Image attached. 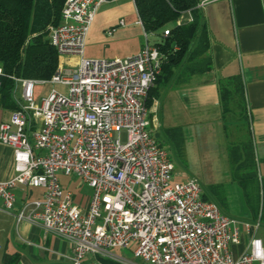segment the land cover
Segmentation results:
<instances>
[{
  "label": "built area",
  "instance_id": "1",
  "mask_svg": "<svg viewBox=\"0 0 264 264\" xmlns=\"http://www.w3.org/2000/svg\"><path fill=\"white\" fill-rule=\"evenodd\" d=\"M104 1L65 0L61 22L51 26L58 69L50 79H17L23 85L19 107L0 123V141L13 147L16 171L0 179L2 205L15 207L19 184L44 187L42 199L26 201L17 211L18 222L39 221L46 233L66 238L73 264H83L87 254L119 264H264L261 236L252 233L239 255L234 249L260 219L227 214L203 196L197 177L173 181L168 149L149 127L147 98L167 58L159 45L146 33L136 54L84 56ZM169 33L166 29L164 36ZM72 54L79 56L76 67L63 71L61 57ZM2 75L0 65V88ZM38 82L64 83L69 91L52 89L38 103ZM59 172L77 174L92 187L87 207L74 201ZM116 247H131L139 260L113 251Z\"/></svg>",
  "mask_w": 264,
  "mask_h": 264
},
{
  "label": "crops",
  "instance_id": "2",
  "mask_svg": "<svg viewBox=\"0 0 264 264\" xmlns=\"http://www.w3.org/2000/svg\"><path fill=\"white\" fill-rule=\"evenodd\" d=\"M199 2L196 8L201 17V24L207 29L209 41L206 51L195 57L186 55L173 66L171 72L167 71L159 82H155L151 91L153 101L149 106V119L150 114L153 115L150 124L151 121L157 124L159 119L156 112L161 108L176 115L174 121L177 123L175 127L179 134L168 130L170 140L176 147L181 141L184 142V135L188 138L187 133L192 138L195 137L193 131L201 130L200 125L205 123L219 134L223 132L231 164V182L213 184L209 187L210 193L203 191V194L216 201L217 190L225 203L243 201L248 209L246 219L257 221L260 218H253V214H250L252 211L244 189L235 178L230 146L240 142L244 129L249 127L258 160L259 176L264 177V0ZM191 16L193 18L192 10H185L177 19V23L191 21ZM121 19L124 20L123 23L120 22ZM140 19L135 0L104 1L99 6L88 32L84 56L116 58L136 54L146 41V33L148 38L150 33L157 34L148 32ZM110 29H113L112 32H109ZM157 35L154 43L166 37L164 33ZM196 43L195 40L192 48ZM207 62H210L208 68ZM233 77L242 79L248 123L235 112L224 116L221 87ZM17 84L13 95L19 104L21 98L16 93ZM14 110L15 107L5 102L0 94V123L8 120ZM193 123L197 124L196 127ZM15 172L14 149L10 144L0 141V179L11 178ZM14 192L16 201L13 209H6L0 201V264H5L11 258H15L14 264H73L72 246L66 238L46 233L39 221L24 219L18 222L17 211L26 201L42 199L45 188L19 184L14 188ZM72 193L76 203L84 208L88 206L73 191ZM234 195L236 200L232 199ZM260 222L261 224L254 226L251 232L245 231L243 241L234 245V249L240 248L236 255L246 248L252 233L264 239V230H260L263 225L261 219ZM121 253L139 260L134 254L132 256L129 253ZM83 264L118 263L99 254H87Z\"/></svg>",
  "mask_w": 264,
  "mask_h": 264
},
{
  "label": "trees",
  "instance_id": "3",
  "mask_svg": "<svg viewBox=\"0 0 264 264\" xmlns=\"http://www.w3.org/2000/svg\"><path fill=\"white\" fill-rule=\"evenodd\" d=\"M199 1L135 0L139 16L148 32L163 35L166 29L170 31L164 40L156 42L167 55L156 82L167 71L171 72L173 66L186 55L195 57L206 51L209 41L207 29L201 24L196 8ZM64 2L65 0H0V65L4 71L0 94L15 109L19 107L13 95L18 78L50 79L60 65V55L51 41V26L61 22ZM188 9L192 10L193 19L177 23L183 11ZM170 22H174V26H167ZM195 40L197 43L192 48ZM209 66L210 62H207L206 68ZM152 89L153 86L147 98L148 106L153 101ZM221 89L224 116L235 112L248 123L241 77H233L224 82ZM230 156L235 178L244 189L253 218H260L264 224V177L259 176L258 160L249 127L244 129L240 142L231 144ZM215 191L218 201L225 203L220 193ZM203 196L209 199L207 195ZM14 262L15 258H11L5 264Z\"/></svg>",
  "mask_w": 264,
  "mask_h": 264
},
{
  "label": "rangeland",
  "instance_id": "4",
  "mask_svg": "<svg viewBox=\"0 0 264 264\" xmlns=\"http://www.w3.org/2000/svg\"><path fill=\"white\" fill-rule=\"evenodd\" d=\"M174 22H170L167 26H174ZM158 38L157 34L150 33L149 39L154 43ZM78 55H63L61 57V63L63 71L66 69H73L78 62ZM23 85L18 82L16 93L19 98L22 97ZM52 89H56L62 93H68L69 86L60 82H38L35 84V101L41 102L42 97L47 96ZM168 108V107H165ZM158 115V122L155 125L151 121L149 125L152 134L157 138L163 146H165L169 152L174 164L173 181H185L192 177H197L201 182L203 191L209 192V187L213 184H227L231 182V164L227 151V144L223 132L212 130L209 124L205 123L200 125L201 130L193 131L195 137H191L189 133L185 131L184 142L181 141L178 147L172 144L168 130L173 134H179V130L176 129L175 116L168 110L162 108L156 112ZM153 115L150 114L152 120ZM189 117V115H188ZM192 124V123H191ZM197 124L193 126L196 127ZM172 128V129H169ZM182 131H180L181 133ZM182 134H184L182 132ZM121 138L126 140V130H122ZM62 186L64 188L71 189L84 204L89 203V197L92 195L93 189L82 179L75 175H67L63 172H59ZM210 193V192H209ZM236 196H233V200H236ZM218 201V199H216ZM221 208L227 214L240 219H246L248 212L246 203L243 201H234L232 203H221L218 201ZM84 207V206H83ZM252 214V213H250ZM250 220V219H248ZM253 221V219H251ZM263 224V223H262ZM261 232L264 230V224L260 228ZM240 248H235V254L238 253ZM113 251L122 254L121 252L129 253L133 256L131 247H116ZM123 255V254H122Z\"/></svg>",
  "mask_w": 264,
  "mask_h": 264
}]
</instances>
